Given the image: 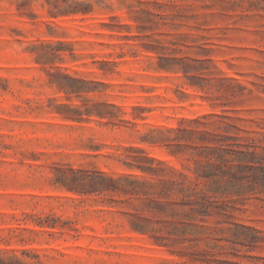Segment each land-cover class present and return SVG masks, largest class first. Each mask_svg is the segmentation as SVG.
<instances>
[{"label":"rangeland","instance_id":"374dc122","mask_svg":"<svg viewBox=\"0 0 264 264\" xmlns=\"http://www.w3.org/2000/svg\"><path fill=\"white\" fill-rule=\"evenodd\" d=\"M225 137L264 146V0H0V264H264V189L178 194Z\"/></svg>","mask_w":264,"mask_h":264},{"label":"trees","instance_id":"16d2710c","mask_svg":"<svg viewBox=\"0 0 264 264\" xmlns=\"http://www.w3.org/2000/svg\"><path fill=\"white\" fill-rule=\"evenodd\" d=\"M234 142V138L225 137L219 140L217 147H207L208 164H201L199 171H195L193 179L182 174L184 179L176 183L178 194L192 211L206 213L205 209L210 206L207 203L209 200L229 195L235 188L237 190L238 183L244 184L245 190L264 189V146L261 151L246 150L236 146ZM101 180L107 181L101 175H78L74 172L72 176L73 183L84 185L91 182L93 192L110 189L102 186ZM61 181L60 183H67L66 180ZM200 184H203V188ZM120 189L125 193H139L133 188ZM133 227L137 231H144L136 224ZM194 231L197 232V227H194Z\"/></svg>","mask_w":264,"mask_h":264}]
</instances>
